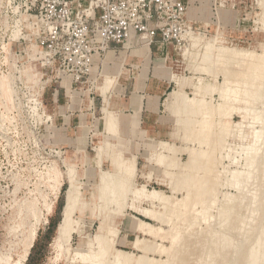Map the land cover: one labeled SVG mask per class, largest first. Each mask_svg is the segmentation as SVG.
<instances>
[{
  "label": "rangeland",
  "instance_id": "1",
  "mask_svg": "<svg viewBox=\"0 0 264 264\" xmlns=\"http://www.w3.org/2000/svg\"><path fill=\"white\" fill-rule=\"evenodd\" d=\"M39 5L0 0V264H87L100 252L101 223L106 263L119 251L154 264H212L217 231L233 242L220 250L223 264H233V245L243 264L250 247L264 250V72L255 74L264 65V0H190L195 35L162 58L176 83L169 94L180 90L184 101L168 109L163 98L153 141L118 132L111 55L81 75L72 56L53 58L42 46ZM191 157L200 159L195 171ZM115 160L128 172L120 169V195L105 202L102 177L116 173ZM193 174L203 188L187 183ZM72 179L81 202L67 238L59 226ZM150 192L169 196L166 205Z\"/></svg>",
  "mask_w": 264,
  "mask_h": 264
},
{
  "label": "built area",
  "instance_id": "2",
  "mask_svg": "<svg viewBox=\"0 0 264 264\" xmlns=\"http://www.w3.org/2000/svg\"><path fill=\"white\" fill-rule=\"evenodd\" d=\"M189 9L190 0H40L35 19L46 27L48 53L72 56L86 75L112 46L128 48L134 41L181 52L195 35ZM57 45L63 49L56 51Z\"/></svg>",
  "mask_w": 264,
  "mask_h": 264
},
{
  "label": "crops",
  "instance_id": "3",
  "mask_svg": "<svg viewBox=\"0 0 264 264\" xmlns=\"http://www.w3.org/2000/svg\"><path fill=\"white\" fill-rule=\"evenodd\" d=\"M144 44L147 41L144 40ZM165 50L172 55L171 46L165 47ZM164 51L161 47L133 41L128 48L112 46L105 55H111L115 61L111 73L116 75V79L119 78L112 95L114 104L110 106L111 113L117 117L119 134L131 140L153 141L160 137L153 134V128H158L163 121L161 102L173 87L176 88L172 70L163 65L162 58L168 55ZM103 110L107 111L105 116L110 115L112 119L106 106Z\"/></svg>",
  "mask_w": 264,
  "mask_h": 264
},
{
  "label": "bare ground",
  "instance_id": "4",
  "mask_svg": "<svg viewBox=\"0 0 264 264\" xmlns=\"http://www.w3.org/2000/svg\"><path fill=\"white\" fill-rule=\"evenodd\" d=\"M146 41V40H145ZM143 42H144V40H143ZM226 49V48H225ZM207 50V49H206ZM231 53V52H230ZM233 53V52H232ZM241 54V53H240ZM225 55H226V53H225ZM231 55V54H230ZM235 55V54H234ZM209 56V58H211L210 57V54L208 55ZM227 56H229V55H227ZM239 56V55H238ZM245 56H247V54H245ZM212 57H213V55H212ZM214 57H219V55L218 56H215L214 55ZM220 57H221V55H220ZM231 57V56H230ZM240 57V56H239ZM263 57V58H262ZM241 58V57H240ZM247 58V57H246ZM201 59V58H200ZM218 59H220V58H218ZM225 59V58H224ZM264 59V56H262L261 55V59H260V62L262 63V64H264V62H262L261 60H263ZM207 60H209V59H207L206 58V61ZM213 60V59H212ZM236 60V59H235ZM240 60V59H239ZM238 60V61H239ZM242 60V59H241ZM205 61V60H204ZM264 61V60H263ZM240 63H241V61H239ZM238 62V63H239ZM247 62V61H246ZM245 62V63H246ZM210 63V62H209ZM259 63V62H258ZM258 63L256 64V62H255V65L257 66L258 65ZM205 64V63H204ZM208 64V63H207ZM236 64V63H235ZM210 65V64H209ZM244 65V64H243ZM239 66V65H238ZM255 66H253V68H251V69H254V71H255ZM258 68V69H257ZM256 68V71H255V74H257V72L259 73L257 76H256V79H260V78H262L263 76V72H264V65H260L259 64V66ZM248 69V68H247ZM252 71V70H251ZM253 71V72H254ZM243 72H244V70H243ZM253 74V73H252ZM262 74V75H261ZM253 77H255V75L253 76ZM228 82V81H227ZM199 89V88H198ZM198 91V90H197ZM195 95V94H194ZM184 97V96H183ZM203 100V99H202ZM182 101H184L183 99H182V96H181V92H180V90L179 91H175V92H173V93H170L169 95H168V98H167V100H166V105H167V108L168 109H171V108H174V106L176 105V103L177 104H182L183 102ZM200 102V101H199ZM203 102V101H202ZM196 103H197V100H196ZM200 105H202L201 103H200ZM186 106H188V105H186ZM195 106V105H194ZM199 107V106H198ZM201 108V107H200ZM204 106H203V110H204ZM194 109H196V108H194ZM202 109V108H201ZM197 110V109H196ZM206 110V109H205ZM197 111H199V112H201L200 110H199V108H198V110ZM196 111V112H197ZM202 112H204V111H202ZM209 111H205L204 112V114L205 113H208ZM178 113V112H177ZM202 114V113H201ZM200 114V115H201ZM198 115V114H197ZM203 115V114H202ZM207 115L208 114H205V115H203V116H205V117H207ZM199 116V115H198ZM202 117V116H201ZM208 117H209V115H208ZM199 118V117H198ZM207 119V118H206ZM199 162H200V159H199V157H191L190 158V162H189V164H188V169H191V170H193V171H195L196 170V168L198 169L201 165H199ZM201 164V163H200ZM121 167H122V164L118 161V160H115L114 161V169H115V171H116V173L115 174H113V175H111V176H107V175H103L104 177H102V184H103V187L101 188L102 189V194H101V199H102V201H103V199L105 200V199H107L108 200V202H110V201H113V200H116L118 197H119V195H120V192H121V190H122V187H121V182L120 181H118V177H117V175H118V173L119 172H121V170H124V171H126V172H128V170H127V168H125V169H121ZM121 169V170H120ZM125 172V173H126ZM132 173V172H131ZM191 173V172H190ZM194 173V172H193ZM126 175V174H125ZM189 176H192V173H191V175H189ZM196 175L195 174H193V177H192V180H188V184H193V185H195V186H198V190H199V187H202L203 188V186H205L206 184H205V182L203 181V180H197L198 178H196L195 177ZM69 179H70V177H69ZM189 179H190V177H189ZM120 182V183H119ZM184 183H185V180H184ZM68 189V188H67ZM143 189V188H142ZM141 189V192L142 191H144V189L142 190ZM161 193V192H160ZM200 193H202V192H200ZM66 194V193H65ZM158 194V193H157ZM155 192H153V193H151L150 192V195H149V198H152V199H157L160 203H163L164 205H166V203L168 202V198H169V196H168V198H161L160 196H158ZM160 195V194H159ZM161 196H163L162 194H161ZM187 198H188V200L189 201H191V200H195V199H197V200H200V198H201V195H198V193L196 194V196L195 195H193V194H190V193H188L187 194ZM64 200H65V205H64V207H63V215H62V222H60V226H59V234L61 235V236H63V235H65L66 237L67 236H69L72 232H74L75 231V229H76V226H77V224H79L78 222H73L72 221V219H71V217H72V214L74 213V211H77L78 210V207H79V204H80V202H81V200H80V197H79V193H78V191L76 190V188L74 187V185H73V179H72V182H71V184H70V187H69V190H68V192H67V194H66V196H65V198H64ZM105 202H106V200H105ZM104 202V203H105ZM107 202V203H108ZM106 205V204H105ZM165 207V206H164ZM149 212H147V214H148ZM151 213V212H150ZM149 213V217H152V218H154V219H157L158 220V217H156V215L154 216V215H152V214H150ZM145 215H146V213H145ZM147 216V215H146ZM146 216H144V217H146ZM149 217H147V218H149ZM161 220V219H160ZM77 221V220H76ZM78 221H79V219H78ZM83 222V221H82ZM143 223V222H142ZM104 224V223H103ZM141 224V223H140ZM139 224H137V227H139L138 226ZM142 226V225H141ZM144 226H146V225H143V227ZM149 226V225H148ZM103 226H102V223H101V228L100 229H102L101 231L103 232V228H102ZM142 227V228H143ZM139 228H141V227H139ZM99 229V230H100ZM138 229V228H137ZM146 229H148L147 231H149V227H146ZM139 231H141V233H142V231H143V229H138ZM144 230H145V228H144ZM153 230V229H152ZM151 230V231H152ZM79 231V230H78ZM105 231H106V228H105ZM104 231V232H105ZM151 231H149V233L151 232ZM221 231V230H220ZM102 232H100L98 235H97V237H96V245L100 248V252L99 253H97V255H94V256H92V257H90L87 261H85L87 264H141V262H143V260H145L144 262H145V264H154L152 261H150V260H146L145 259V257H140L139 259H136V260H133L132 259V256L131 255H128V254H125V253H122V252H119V251H113L112 252V254H110V259H109V261H108V263H106V261L104 260V258L106 259V256H107V253L109 252L110 253V251L108 250L109 248H107L108 247V245H109V242H110V238L108 237V234H109V231L107 232L106 231V233H102ZM154 232V231H153ZM152 232V234H153V236L155 235V233H153ZM81 233V232H80ZM79 233V234H80ZM144 233H146L145 231L143 232V234ZM148 233V232H147ZM149 233H148V235H149ZM261 234L263 233V231H261L260 232ZM152 234H151V236H152ZM157 234H158V232H157ZM217 236H214L215 238V240L213 241V244H214V247H215V249H216V253H215V257H217L218 258V261H213L212 262V264H223V261H222V259L223 260H225L226 261V259H224V258H222V252L220 251L221 249H225V248H227V247H230L232 244H233V242H232V239H231V237L228 235V234H224L223 233V231L222 232H218L217 231V233H215ZM214 234V235H215ZM66 237L64 238V239H66ZM155 237V236H154ZM68 238V237H67ZM63 239V238H62ZM70 239V238H69ZM67 241V240H66ZM172 241L174 242V241H176L177 243L178 242H180L181 241V237H179V235H174L173 237H172ZM67 242H64V245L66 244ZM68 244V243H67ZM183 246V245H182ZM262 247H263V244L261 243V244H259L258 245V248H254V247H250L251 249L249 250V252H246V254H244L245 255V260H244V258H243V260H244V264H264V250H262ZM61 248H63V247H61ZM145 249H149V248H151V247H149V248H147V247H144ZM26 249H27V247L25 248V250H24V252L26 251ZM111 249V248H110ZM141 249H143V248H141ZM152 249V248H151ZM232 249H233V253H234V260L233 261H231L233 264H243V263H240L241 261H239V259H237V258H240V260H242L241 258H242V252L240 251V253L241 254H239V255H241L240 257L238 256V252H239V250L241 249V247H237V246H232ZM153 250V249H152ZM242 250V249H241ZM144 251V250H143ZM146 251V250H145ZM149 251H150V249H149ZM244 251V250H243ZM248 253V254H247ZM83 255L87 258L88 257V255H85V253H83L82 254V257H83ZM142 259V260H141ZM143 262V263H144Z\"/></svg>",
  "mask_w": 264,
  "mask_h": 264
}]
</instances>
